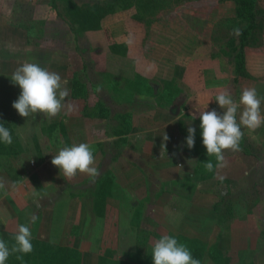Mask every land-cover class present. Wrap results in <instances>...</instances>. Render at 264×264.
Wrapping results in <instances>:
<instances>
[{
  "label": "crops",
  "instance_id": "1",
  "mask_svg": "<svg viewBox=\"0 0 264 264\" xmlns=\"http://www.w3.org/2000/svg\"><path fill=\"white\" fill-rule=\"evenodd\" d=\"M48 2L0 0V121H12L20 148L9 157L0 154V181L5 184L0 190L2 239L13 237L17 225L29 224L35 215L36 222L29 224L32 239L92 253L97 264L102 252L96 253L108 250L106 243H114L116 250L126 254L134 252L140 230L160 228L168 235L190 239L200 238L202 229L206 239L218 230L221 251L224 235L239 230L243 245L246 240L256 246L250 250L255 251L251 259L264 264V124L254 131L242 127L240 151H225L224 166L215 165L207 183L201 178L205 166L185 143L189 126L199 137L200 121L194 113L205 108L222 113L215 102L221 91L238 100L244 88H255L264 115V21L260 41L245 48L244 75L236 76L239 40L234 4L208 0L206 19L198 20L197 14L190 17L194 25L208 27L207 34L192 26L189 34L177 35L182 45L171 55L176 60L164 78L173 84L171 88L162 82L159 94L152 93L147 79L136 82V77L123 87L117 78L103 85L82 82L87 94L83 101L71 95L76 69L70 60L72 49H66L67 37L61 39L65 33L45 34L49 23L42 30L35 25L47 19L31 18L36 7H46ZM258 7L264 13V0H258ZM56 24L52 20L51 26ZM214 32L218 40L210 38ZM24 62L37 63L67 82L65 106L56 117L37 113L22 118L12 108L20 89L10 81L11 75ZM102 72L98 67V76ZM164 92H170L176 104L162 96ZM96 102L108 108V117L90 116ZM79 143L93 149L100 173L94 180L79 173L67 179L51 164L60 148ZM8 167L17 171L20 180H11ZM219 203L226 204L216 210ZM218 211L226 217L219 226ZM258 219L262 230L250 224ZM116 260L125 262L120 257Z\"/></svg>",
  "mask_w": 264,
  "mask_h": 264
},
{
  "label": "rangeland",
  "instance_id": "2",
  "mask_svg": "<svg viewBox=\"0 0 264 264\" xmlns=\"http://www.w3.org/2000/svg\"><path fill=\"white\" fill-rule=\"evenodd\" d=\"M48 1L42 0L41 4ZM128 1L130 2V8L127 11H118L116 13L108 12L99 22L98 29L92 26L82 25L81 19L78 16L79 10H77V7L80 6V8H83L86 5H100L102 4V0H50L48 6L45 7V5L40 4L39 7H36L35 11L33 10L31 18L36 15V19H47L43 25H35L37 22L34 23L38 30H42L45 24L49 23L50 25L44 28H50L45 34L58 35L60 32L65 33L61 39L64 40V37H67L66 49H72L73 56L70 60L81 82L90 83L91 81H96L95 83H98V85H103V82L110 84L113 78H117L116 82L123 87L127 86L129 80L133 79V77H136V82L146 78L151 92L159 94L158 89L162 82H167L165 83L166 88L173 86L172 83H169L167 80L165 81L164 78L168 71L170 72L172 63L176 60L171 55L176 52L177 47L179 48L182 45L177 35L189 34V29L192 26L201 34H207L205 32L209 28L203 27L198 23L194 25L193 23L196 22L192 21L190 17H194L197 14L198 20L202 17L206 19L208 14V7H206L208 6V0ZM202 6L205 7L201 8ZM194 7L196 10H194ZM199 7L200 9H197ZM52 20H55L58 24L51 26ZM61 20H67L66 24L60 23ZM72 27L76 32L72 30ZM66 35L72 39L69 41ZM214 35L218 34L214 32L210 36L212 40L218 38V36L215 37ZM121 40L126 42H122ZM112 41L117 45L125 43L126 48L113 47L111 45ZM199 41L203 42L202 40ZM228 48L230 49V46ZM163 51H165L164 55L161 53ZM98 67H102L103 69V72L99 76L97 74ZM113 67L114 69L116 68L115 73ZM130 71L131 74H128ZM139 89L141 87L138 88L137 92H139ZM169 95L170 92H167V95L165 92L162 93V96L167 97L172 102ZM219 204L218 209L224 208V203ZM250 224H252L254 229L262 230L261 227L263 224L260 219L252 220ZM164 230L160 232V228H153L150 232L148 231L144 242L142 244L140 243L141 253L139 254H136L135 251L131 254H126L128 251L120 250L121 248L116 250V245L112 242L105 244L104 248L108 250L98 251L96 254L109 251L115 259L120 257L121 260L126 261L128 258L129 264H152V243L155 239H159L163 235H168ZM236 231L239 230H233V234H229V236L224 235L221 244L223 252L236 257L237 260L231 264H255L254 260L251 259V254L255 251L250 250H254L256 246L247 244L246 240V244L243 245L244 240H242V237L244 236L237 235L241 233L240 231ZM201 232L200 238L197 240L204 242L206 246L213 244L219 245L220 231L218 232L216 230L215 235H210L209 239H206L203 229ZM261 235L263 239L264 233L262 232ZM249 236L252 240L253 234ZM0 239H2L1 235ZM248 247H252V249ZM257 254L258 251L255 253V257ZM82 255L84 256H81L80 264H95L94 254L82 253ZM198 260H200L201 264H213L205 250ZM9 263H11V255L5 262V264Z\"/></svg>",
  "mask_w": 264,
  "mask_h": 264
},
{
  "label": "clouds",
  "instance_id": "3",
  "mask_svg": "<svg viewBox=\"0 0 264 264\" xmlns=\"http://www.w3.org/2000/svg\"><path fill=\"white\" fill-rule=\"evenodd\" d=\"M10 81L20 89L18 98L11 106L22 118L40 113L51 119L65 106L64 101L68 96V89L65 87L67 82L62 81L58 73L49 71L37 63L24 62L14 70ZM215 102L223 110L222 113L216 110L205 111V108L198 114L194 113L193 117L200 121V137L207 155L215 157L216 167H223L225 151H240L242 127L256 130L264 124V115L261 114V98L258 97L255 88H244L238 100L229 92L221 91L215 97ZM195 132L194 127L187 128L185 143L189 149L194 147ZM168 139L169 137L164 134L163 141ZM0 143L6 145L12 143L11 133L2 123ZM162 149L165 154L164 144ZM51 164L67 179H72L79 173L94 180L100 174L93 149L88 143L60 148L58 153L53 155ZM205 168L209 172L213 171L214 165L211 160H207ZM12 186L15 187L14 184ZM4 188V182L0 181V190ZM36 220L35 215L31 216L29 224H34ZM29 224L17 225L11 247L0 239V264H5L12 254L19 253L21 255H17V259H22L23 255L32 252V232ZM151 258L152 264H201L200 260L193 258L186 245L179 243L170 235H163L153 241Z\"/></svg>",
  "mask_w": 264,
  "mask_h": 264
},
{
  "label": "trees",
  "instance_id": "4",
  "mask_svg": "<svg viewBox=\"0 0 264 264\" xmlns=\"http://www.w3.org/2000/svg\"><path fill=\"white\" fill-rule=\"evenodd\" d=\"M220 2L231 1L234 4V22L238 26L237 37L239 40V48L235 56V75L241 76L245 73V48L250 44L257 45L260 41V37L263 30L264 13L258 7V0H219ZM77 7V6H76ZM79 7V8H78ZM77 7L79 10V17L83 26H92L95 29L99 28V22L108 13H116L118 11H127L130 8V2L128 0H102V4L86 5L83 8ZM72 30H76L72 27ZM113 47L126 48L124 44L117 45L113 41L111 42ZM235 80V79H234ZM72 84V97L79 98L86 101L87 94L85 92L84 84L78 79L77 73L74 72L71 77ZM90 116L98 118H106L109 116V110L101 102H96L93 106ZM0 123L4 124L11 135L12 143L6 145L0 143V154L7 157L15 155L20 151L18 140L14 135V126L11 120H3ZM197 132V131H196ZM200 135V133H199ZM199 147L200 150H197ZM195 149V152L193 151ZM190 153H194L198 156L202 162V166H205L207 160H211L213 165L217 164L214 156H208L205 148L202 145L201 138L195 133L194 147L189 149ZM214 171V169H213ZM212 171V172H213ZM8 176L12 181L16 182L20 180V175L14 169L8 167L6 169ZM212 172L207 170L201 171V178L204 182H209L212 179ZM226 203H224L225 206ZM230 203L226 205V213L230 216ZM216 210L218 208L216 207ZM218 226L222 225L226 217L224 213L218 212ZM146 230H140L137 235V245L135 253H141L140 243L142 244L147 235ZM179 243L187 246L194 259H199L202 252L207 251L208 257L212 260L213 264H231L237 259L234 255L225 254L218 248V245L206 246L204 242L197 239H190L182 236H173ZM13 237L10 239H4V241L11 247L13 243ZM33 250L31 253L23 255L22 259H17L19 253L11 255V263L9 264H80V258L82 253L79 250L59 247L49 242H43L38 240H31ZM129 261H118L113 258L111 252H102V255L98 258L97 264H129Z\"/></svg>",
  "mask_w": 264,
  "mask_h": 264
}]
</instances>
